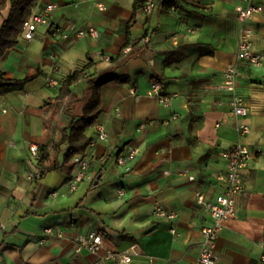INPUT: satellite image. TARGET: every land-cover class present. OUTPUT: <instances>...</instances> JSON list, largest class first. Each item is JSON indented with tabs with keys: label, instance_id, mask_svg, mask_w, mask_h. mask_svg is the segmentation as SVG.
Returning a JSON list of instances; mask_svg holds the SVG:
<instances>
[{
	"label": "crops",
	"instance_id": "obj_1",
	"mask_svg": "<svg viewBox=\"0 0 264 264\" xmlns=\"http://www.w3.org/2000/svg\"><path fill=\"white\" fill-rule=\"evenodd\" d=\"M104 1L105 12L97 0H39L37 10L56 4L51 25H40L32 40L19 39L0 58L6 77H33L24 90L0 96V264L194 263L210 222L195 194L213 199L224 191L218 175L225 160L217 153L239 142L253 160L236 197L237 215L216 240L218 264H264V64L239 66L236 92L250 108L248 117L232 114L229 92L220 87L224 67L236 61L243 0H179L178 9L163 12L159 5L151 14L134 10L135 0ZM7 13L0 14V26ZM71 22L92 24L100 35L52 36ZM249 23L254 49L263 52L264 10ZM127 45L133 49L124 54ZM88 63L72 94L59 99L60 87L47 78L61 80ZM113 77L127 80L100 85V114L86 130L92 143L78 154L90 167L70 191L66 182L76 166L65 161L70 145L62 130L84 113L94 84ZM155 79L173 97L169 103L152 94ZM101 124L105 139L98 138ZM243 124L249 133L239 130ZM130 148L138 150L135 159L119 164L116 155ZM161 207L176 217L159 215ZM47 227L52 231L45 233ZM91 232L103 234L100 249L78 251L77 238ZM135 244L130 262L109 257Z\"/></svg>",
	"mask_w": 264,
	"mask_h": 264
},
{
	"label": "built area",
	"instance_id": "obj_2",
	"mask_svg": "<svg viewBox=\"0 0 264 264\" xmlns=\"http://www.w3.org/2000/svg\"><path fill=\"white\" fill-rule=\"evenodd\" d=\"M161 0H146L144 6L141 8L142 12L153 13V11L160 5ZM99 10L105 12L108 10V5L104 0H97L96 3ZM56 8L55 3H49L45 8L37 10L35 6L32 8L31 15L24 24L23 30L20 33L19 39L32 40L40 25L50 26L51 12ZM264 10V5L258 0H243V3L238 7V20L240 22L238 32V48L236 53V61L224 67L223 78L220 87L229 92V104L232 109V114L235 117H248L250 113L249 106L245 103L242 97L236 92V83L239 78L240 64H248L251 66H261L264 64V51L259 52L254 49V30L250 25V19L257 13ZM70 33H73L76 38H83L90 36L98 38L100 30L92 25L83 27L71 22L65 27H56L51 31L53 37L69 39ZM144 42L149 44L150 39L145 37ZM177 40V38H175ZM133 46L127 45L123 48V53L128 54L132 51ZM108 59V58H106ZM151 64L154 65L153 59ZM59 67L55 65L54 71H59ZM50 86L58 87L60 79L51 75L47 78ZM162 84L159 80L152 81V94L156 95L163 103H169L173 97L164 96L162 94ZM98 138L105 139L108 132L104 125H98ZM242 134L250 132L248 125L243 124L239 127ZM31 152L35 157H39V146L33 144L30 147ZM138 150L130 148L125 152L118 153L116 160L119 164L124 165L129 161L135 159ZM217 155L225 160V171L218 175V179L224 183V191L218 194L213 199H207L201 192H196V197L200 203H203L210 216V222L202 227V242L200 246V254L198 259L192 264H218L219 258L216 253V240L223 230L225 223L237 215V201L238 194L245 189V170L249 168L253 160V153L250 148L239 142L231 148L218 151ZM71 162L76 166L75 172L67 179L66 186L70 191H75L83 182L85 175L90 167V160L84 155H75L71 158ZM105 172L101 169V173ZM121 193L124 191L121 190ZM158 213L161 216H166L169 219H174L176 214L174 212H167L164 208H159ZM1 224V221H0ZM45 233L51 232L52 228H45ZM104 236L100 232H91L88 235H81L77 238L78 251L83 248H88L92 252L100 249L103 243ZM47 240L46 235L41 238V242ZM262 247L261 260L264 262V239L260 242ZM138 253L137 244L123 253L109 254V257L121 258L124 262L131 261V255Z\"/></svg>",
	"mask_w": 264,
	"mask_h": 264
},
{
	"label": "trees",
	"instance_id": "obj_3",
	"mask_svg": "<svg viewBox=\"0 0 264 264\" xmlns=\"http://www.w3.org/2000/svg\"><path fill=\"white\" fill-rule=\"evenodd\" d=\"M39 0H3L0 2V14L8 9L7 15L0 26V58L5 52L14 47L19 42L20 33L24 24L31 15L32 8ZM146 0H135L134 10L144 6ZM160 6L163 12H169L178 9L179 0H161ZM91 63L86 64L81 70H77L65 75L60 81L59 99H65L72 94V86L77 84L85 75ZM33 77L27 78H8L4 72L0 71V96L7 95L14 91L24 90L27 83ZM111 79L125 81L127 78L113 77L99 81L94 84V93L84 108V113L80 117L73 116L69 124L63 128L62 141H68L70 148L65 155V161L68 162L75 155L85 154L92 143V138L87 136L86 130L95 123L100 114V94L99 87L102 83ZM76 99L74 97L72 102ZM70 103L69 108L72 105ZM44 158V154L41 159ZM53 168H49L51 171Z\"/></svg>",
	"mask_w": 264,
	"mask_h": 264
},
{
	"label": "water",
	"instance_id": "obj_4",
	"mask_svg": "<svg viewBox=\"0 0 264 264\" xmlns=\"http://www.w3.org/2000/svg\"><path fill=\"white\" fill-rule=\"evenodd\" d=\"M96 183H98V181Z\"/></svg>",
	"mask_w": 264,
	"mask_h": 264
}]
</instances>
